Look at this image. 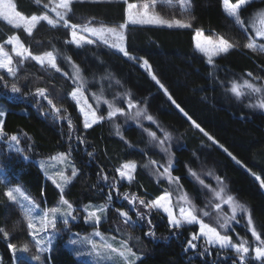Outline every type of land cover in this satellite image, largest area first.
Here are the masks:
<instances>
[{"label": "trees", "instance_id": "obj_1", "mask_svg": "<svg viewBox=\"0 0 264 264\" xmlns=\"http://www.w3.org/2000/svg\"><path fill=\"white\" fill-rule=\"evenodd\" d=\"M15 2L24 14L43 12L42 6H37L34 0ZM129 2L141 4L145 0ZM262 8L264 0H257L242 9L241 16L250 17L251 13ZM73 11L72 20L76 23L95 18V24L110 26L119 25L126 18V5L122 1L78 2L73 5ZM156 11L167 19L173 16L177 19L188 18L187 15H181L178 6L170 8L158 4ZM193 14L195 19L191 21L192 28L189 29L129 26L126 47L132 56L148 60L151 72L156 74L176 103L213 136L219 145L227 148L248 171L218 145H213L199 130L191 127L190 121L174 107L162 89L151 79L150 72L143 70L141 60H129L102 44L84 48L66 45L64 41L70 37L64 31L53 29L45 23L38 26L33 35L28 37L22 30H14L0 21V42L18 31L34 53L52 50L55 46L61 53L70 56L72 61L80 66L88 81L85 95L92 105L97 106L92 93L100 94L103 90V96L108 100L118 96L116 105L127 111L123 94L130 92L133 100L139 102L141 107L147 106L148 113L156 119L160 128L171 133L170 152L174 156L172 174L180 177V183L197 207L203 208L206 200L211 197L210 194H201L200 186L188 174V168L197 171L205 182L213 187L216 185L215 179L205 173L211 171L221 176L237 199L249 207L253 223L261 230L264 238V190L251 175L255 172L264 179V112L249 107L250 103L246 101L248 96L237 99L228 91L232 81L251 79L246 75L248 72L264 77V53H253L244 47L247 42L246 34L227 16L222 0H194ZM196 29H203L206 35H223L238 47L227 54L217 56L214 65H209L207 58L195 48ZM58 63L64 71L72 72L70 66L59 57ZM19 75L27 76V79H20L18 82L22 88L21 94L10 92L12 78L6 74L9 88L5 89L0 83V94L7 93L17 97L8 101L0 96V100L11 106L4 121L5 131L10 135H18L21 139L20 147L24 149L23 153H8L7 145L3 142L1 144L0 162L5 170L3 176L8 177L12 186L21 184L40 206L56 204L60 198L59 189L46 181L33 159L71 151V158L79 174L70 183L64 195L75 206L105 202L110 191L108 184L112 183L113 177L118 178L115 169L122 162L130 160L137 163L135 179L131 184L120 181V197L125 192L135 193L147 201L169 188L166 180L160 179L157 182L152 173V166L141 167L149 158L160 163L166 162L165 154L160 152L155 142L151 141L144 131L147 128L162 137L163 134L156 125L141 118V127L131 117L117 115L112 121L105 119L92 128L84 129L83 117L75 102L67 95L75 87L70 78L51 69L46 74L39 65L31 62L24 64ZM104 77L110 79H102ZM116 81L120 83L116 84ZM258 82L264 83V80ZM37 87H47L53 102L67 109L73 120L74 132H69L67 121L54 122L51 116L42 114L48 111L46 101L27 94L29 91L34 92ZM41 105L43 107H40ZM99 111L106 116L107 105L101 102ZM115 124L120 125V132L128 143L115 134ZM69 135L83 136L84 143L75 138L69 140ZM89 152L93 153L91 157ZM24 156L28 159L25 160ZM101 169L109 176L107 183L98 175ZM6 183L7 181L0 183V227L9 232V240L6 241L0 236V252L7 264L12 260V253L7 247L9 242L16 243L18 248L28 243L31 254L35 253V248L18 207L3 195ZM111 191L112 207L109 210V219L99 228L121 239L130 234L135 250L144 255L139 264H231L230 251L222 253L223 256L230 257L228 260L218 259L217 249H212L211 256L199 255L203 251L202 244H198L195 250L189 249L185 252L186 241L193 231H197L196 226L183 227L177 231L169 227L167 217L160 212H152L151 216L155 239L145 235L150 226L144 221L138 222L135 227L118 223L119 218L112 211L114 207L124 205L123 210L129 211L133 220L137 217L135 212L131 211L132 206L128 205L127 201L116 199L115 190ZM223 210L230 213L226 205ZM203 219L206 223L216 226L213 217ZM237 219L239 224L233 222L235 231L229 233L233 240L238 239V233L240 237L254 243V238L247 230L246 217L238 214ZM117 227L121 232L114 231ZM69 229L84 232L90 227L81 222L71 224ZM65 237L64 232L62 239L52 247L51 252L44 255L45 263L88 264L66 248L63 242Z\"/></svg>", "mask_w": 264, "mask_h": 264}, {"label": "snow or ice", "instance_id": "obj_2", "mask_svg": "<svg viewBox=\"0 0 264 264\" xmlns=\"http://www.w3.org/2000/svg\"><path fill=\"white\" fill-rule=\"evenodd\" d=\"M78 2L83 3L84 0H47V2H44V0H34L37 6H42L46 11L39 14L26 15L19 10L14 0H0V21L5 22L14 30H22L28 37H31L42 23L47 24L53 29H67L70 38L64 41L66 45L84 48L89 45L102 44L122 53L129 60H141L142 66L150 72L151 79L163 90L168 100L175 105L179 112L190 121L191 127L199 130L213 145H218L237 164H240V161L227 148L219 145V142L213 136L209 135L199 123L192 119L184 108L176 103L156 74L151 72V65L148 60L143 57L132 56L126 47V33L129 25H152L169 29L192 28L191 21L195 19L193 14L194 0H175V2L174 0H145V2L139 5L129 2V0H122L126 5V18L123 23L116 26H108L102 23L98 25L94 24L93 20L95 18L81 23L73 22V5ZM92 2L100 3L105 2V0H92ZM107 2H112V0H107ZM255 2L256 0H235V2L233 0H222L223 9L227 16L246 34L247 42L244 44V47L253 53H264V8L257 9L251 13L252 20L248 24H246L245 19L241 16V10ZM158 4L170 8L178 6L181 15H187L188 18L177 19L175 16L171 19L164 18L156 11ZM195 38L196 49L207 57L209 65H214V57L227 54L230 50L238 47L237 44L226 39L223 35L215 33L205 35L203 29L195 30ZM9 45L11 46L10 50L6 47ZM58 57L70 66L72 69L71 73L61 68L57 62ZM26 62H35L46 74L51 69L72 80L75 87L67 95L78 106L79 113L83 116L84 129L92 128L105 119L112 121L119 115L131 117L141 127H143L141 124V118H143L151 122V124L156 125L162 132L163 135L161 137L155 131H150L147 128L144 129L151 138V141H154L158 146L160 152L165 154L167 158L166 162L160 163L155 159L149 158L148 162L141 165V167L149 168V166H152V173L156 177L157 182L160 179L166 180L169 188H166L162 194L154 199L147 201L135 193H123L122 199L132 206L137 219L133 220L129 211L123 210L125 206L121 205L120 207L112 208V211L119 218L118 223L135 227L138 222L144 221L150 226L145 235L155 239L156 234L151 218L152 212H163L167 216L169 227L177 231L188 225L199 226L198 232L193 231L190 238L186 241L185 252L189 249L195 250L198 244H202L203 251L199 253L201 256H211L212 249H217L218 259H230V257L222 255L224 251L232 253L231 264H264V238H262L261 230H258L257 226L253 223L249 207L237 199L221 176L215 175L211 171L205 173L206 176H211L215 179L216 185L213 187L210 183H206L205 179L197 171L188 168V174L199 184L201 194H210L211 197L206 200L203 208H198L188 192L184 190L183 185L180 183V177L172 174L174 156L170 152L171 133L160 128L156 119L148 113L146 105L141 107L139 102L133 100L131 93L126 92L123 94V102L127 106L126 111L125 108L116 105L115 100L118 96H114L113 100H108L104 98L103 90H101L100 94L92 93V98L97 104V107L94 108L89 103L88 96L85 95V86L88 81L84 77L80 66L72 61L70 56L61 53L55 46H53L52 50L34 53L31 46L26 45L24 40H22L18 31L8 35L0 42V83H2L5 89H8L9 84L5 79V74L11 77L10 92L12 94L22 93V88L18 82L20 79H27V76L21 77L19 73ZM246 75L251 79H243L241 82L232 81L228 91L237 99L255 95L257 97L256 102L250 103L248 106L264 110V84L256 83V81L264 80V77L254 76L252 72H248ZM105 78L110 79V77L102 79ZM119 83V81H116V84ZM27 94L46 101L49 106L48 111L42 112V114L51 116L54 122L60 120L67 121L69 132H74L75 128L70 114L62 105L58 106L57 103L53 102V98L50 97L47 87H37L34 92L29 91ZM0 96L8 101H13L17 98L15 95H8L7 93H2ZM101 102L107 105L106 116L98 114ZM40 107L43 106L41 105ZM7 112L8 109L0 104V142L6 144L9 151L23 153L24 149L20 147V137L16 134L10 135L5 131L4 117ZM114 127L115 134L120 136V139L124 140L125 143H128L120 132V125L115 124ZM68 138L69 140L75 138L80 143H84L83 136L73 137L69 135ZM88 155L91 157L93 153L89 152ZM23 158L25 160L28 159L27 156ZM49 159L59 165H63L52 176H49V179L52 180L53 184L60 191V199L54 207L42 208L22 186L19 184L12 186L11 181L8 180L6 175L0 176V183L7 181L3 195L11 204L18 207L22 214V220L26 224L28 236L31 238V242L35 248V253L29 255L30 248L28 243L18 248L16 243L9 242L7 247L12 253L13 264H31L32 261L37 262V264H44L46 259L44 254L51 252L53 242L61 231L58 228V223H62L67 229L70 221L77 219H82L85 223L92 224L94 230L90 236H84L82 240H70L71 244L86 243L90 245L91 252L89 255H95L99 261L105 262V264H139L142 256L135 250V245L132 243L133 237L130 234L126 238L117 240L115 235L106 236L105 233L99 230L102 221L109 219V210L112 205L111 190L114 189L117 196H120L118 187L120 181H127L128 184L133 182L136 175L137 163L131 160L122 162L115 169V172L118 173V178L113 177L112 183L108 184L110 191L104 204L89 203L79 208L74 207L64 195L65 187L79 174V170L71 160V151L60 153ZM39 166L41 169H45L51 165L48 162L41 161ZM68 169H71L70 174ZM249 171L251 170L249 169ZM251 174L259 182L260 187L264 189V179H261V176L255 172ZM98 175H100V178L105 183L108 182L109 176L107 173H104L103 169L100 170ZM225 205L230 209V213L223 210V206ZM141 208L146 211H141ZM81 211L84 213L82 217L78 216V213ZM213 213H215V216H213ZM238 214L246 217L247 230L254 238V243H250L248 239L240 237L238 233V239L234 241L232 235L229 234L235 231L232 227L233 222L236 224L240 222L237 219ZM203 217H213L216 226L206 223ZM114 231L121 232V229L117 227ZM75 235L79 237L80 234L76 233ZM0 236L6 241L9 240V232L4 227H0ZM94 238H99V242ZM0 264H3L2 257H0Z\"/></svg>", "mask_w": 264, "mask_h": 264}, {"label": "rangeland", "instance_id": "obj_3", "mask_svg": "<svg viewBox=\"0 0 264 264\" xmlns=\"http://www.w3.org/2000/svg\"><path fill=\"white\" fill-rule=\"evenodd\" d=\"M85 1H88V2H92V0H84V2ZM113 1H121V0H112V2ZM257 1V0H256ZM14 2H15V0H14ZM105 2H107V0H105ZM16 3V2H15ZM139 5V4H138ZM43 11H46V10H44L43 9ZM27 15V14H26ZM54 15V14H53ZM242 18H244V17H242ZM245 19V22H246V24H248L251 20H252V17L250 16V17H247V18H244ZM5 23V22H4ZM94 23V22H93ZM95 24V23H94ZM99 24V23H98ZM97 24V25H98ZM101 24V23H100ZM110 26H116V25H110ZM130 26H133V25H130ZM135 26H152V25H135ZM154 27H156V26H154ZM161 28H166V27H161ZM56 29H60V30H62V31H64L65 33H66V35L67 36H69L70 37V35H69V33H68V30L67 29H65V30H63V28H56ZM36 31V30H35ZM34 31V32H35ZM205 34V33H204ZM206 35V34H205ZM194 44L196 45V38H195V32H194ZM90 46H96V45H90ZM9 50H10V48H11V46L9 45V46H6ZM196 48V47H195ZM115 50V49H114ZM197 50V49H196ZM198 51V50H197ZM199 52V51H198ZM122 54V53H121ZM202 54V53H201ZM203 55V54H202ZM204 56V55H203ZM205 57V56H204ZM207 58V57H206ZM216 57H214V59H215ZM58 62V61H57ZM26 63H30V62H26ZM31 63H35V62H31ZM59 64V63H58ZM143 68V70H146L144 67H142ZM59 74H61V73H59ZM62 75V74H61ZM256 83L257 84H259L260 82H258V81H256ZM260 84H264V83H260ZM163 91V90H162ZM256 99H257V97L255 96V95H252V96H248L247 97V99H246V101L248 102V103H254V102H256ZM90 103V102H89ZM0 104H2L5 108H7L8 109V111L11 109V106L7 103V102H5V101H3V100H0ZM78 107V106H77ZM93 107L95 108V107H97V106H95V105H93ZM174 107H175V105H174ZM176 108V107H175ZM177 109V108H176ZM254 109V108H253ZM256 109H258V110H261V109H259V108H256ZM79 110V109H78ZM261 111H263L264 112V110H261ZM8 113V112H7ZM98 114H100V111L98 112ZM7 115V114H6ZM6 115H5V117H4V121H5V118H6ZM83 117V116H82ZM96 125H98V124H96ZM96 125H94V126H96ZM93 126V127H94ZM2 144V142H0V148H1V145ZM2 149V148H1ZM7 149V152L8 153H11V152H15V151H9L8 150V148H6ZM60 153H64V152H59V153H56V154H54V155H52V156H49V157H44V158H35V159H33V161L35 162V164L40 168V166H39V163L41 162V161H45V162H48L51 166H49V167H47V168H45V169H41L40 168V170H41V172H42V174L44 175V177H45V179H46V181H48V182H50V183H52L53 184V182H52V180L51 179H49V176H52L57 170H58V168H60V167H63V165H59V164H57L55 161H50V157H53V156H57L58 154H60ZM227 154V153H226ZM71 160H72V158H71ZM72 162H73V160H72ZM74 163V162H73ZM75 164V163H74ZM3 164L0 162V176H3L4 174H5V170H4V167L2 166ZM241 167H243V168H245L247 171H248V169L242 164V163H240L239 164ZM76 166V165H75ZM77 168V167H76ZM70 171H71V169H68V172H69V174H70ZM252 175V174H251ZM73 181V180H72ZM121 182H126L127 183V181H121ZM259 183V182H258ZM20 186H22L21 184H19ZM54 186H55V184H53ZM70 185V184H69ZM69 185H67L66 187H65V191H66V189L68 188V186ZM23 187V186H22ZM56 187V186H55ZM24 188V187H23ZM57 188V187H56ZM25 189V188H24ZM26 190V189H25ZM264 190V189H263ZM27 191V190H26ZM28 193V192H27ZM115 193H116V191H115ZM120 197V196H119ZM118 196H117V193H116V199H120V201L122 202L123 201V199H122V197H120L119 198ZM65 198H66V196H65ZM60 199V198H59ZM67 199V198H66ZM59 201V200H58ZM58 201H57V203H58ZM106 202V201H105ZM105 202H102V203H91V204H104ZM57 203L56 204H54V205H51V206H45V207H43V206H41L42 208H48V207H54V206H56L57 205ZM72 203V202H71ZM73 204V203H72ZM87 204H89V203H87ZM84 205H86V204H82L81 206H75L74 204H73V206L74 207H79V208H82ZM111 207H112V205H111ZM111 207H110V209H111ZM141 211H146V210H144V209H140ZM131 211H134L135 212V210L134 209H132L131 208ZM153 212H156V211H153ZM160 213H162V214H164L163 212H160ZM84 215V213L81 211V212H79L78 213V216H83ZM165 216H166V214H164ZM167 217V216H166ZM106 221V220H105ZM105 221H102V223H104ZM81 222H83L85 225H87V226H89L90 227V229L88 230V231H84V232H82V231H78V230H71V229H69V227L71 226V224H79V223H81ZM194 226H196V229H197V232H198V229H199V226L198 225H188V226H185V227H194ZM69 227L66 229L64 226H63V224L62 223H58V228L59 229H61V231L58 233V235L56 236V238H55V240H54V242H53V245H52V247L59 241V240H61L62 239V237H63V235H64V232L66 233V237L64 238V240H63V242H64V245L66 246V248H68L72 253H73V255H75L78 259H80V260H84L86 263H88V264H105V262H102V261H99L98 259H97V257H95V255H89V253L91 252V248H90V245H88V244H86V243H78V244H76V245H73V244H71L70 243V240H72V239H78V240H82V238L84 237V236H90L91 235V233L93 232V226H92V224H90V223H85L82 219H77V220H75V221H70V225H69ZM99 230L101 231V232H103V233H105L104 231H102L100 228H99ZM76 233H79L80 235H79V237H77L75 234ZM105 235L106 236H112V235H110V234H107V233H105ZM117 237V236H116ZM94 239H96L97 240V242H99V238H94ZM119 239H121V238H119V237H117V240H119ZM203 239V238H202ZM234 241H237L236 239H234ZM192 250V249H191ZM45 254H48V253H45ZM44 254V255H45ZM138 254L139 255H141L142 256V258L144 257V255H143V253H140V252H138ZM18 255H19V253H18ZM29 255H31V253H29ZM0 257H2V254H1V252H0ZM3 258V257H2ZM32 263L33 264H37V262H35V261H32ZM3 264H6L5 262H4V259H3ZM7 264H13V260H11V263H7ZM44 264H46L45 263V261H44Z\"/></svg>", "mask_w": 264, "mask_h": 264}, {"label": "crops", "instance_id": "obj_4", "mask_svg": "<svg viewBox=\"0 0 264 264\" xmlns=\"http://www.w3.org/2000/svg\"><path fill=\"white\" fill-rule=\"evenodd\" d=\"M122 1V0H121ZM133 26H135V25H133ZM111 50H113V51H115V52H117L116 50H114V49H111ZM119 53V52H118ZM121 54V53H120ZM123 55V54H122Z\"/></svg>", "mask_w": 264, "mask_h": 264}, {"label": "bare ground", "instance_id": "obj_5", "mask_svg": "<svg viewBox=\"0 0 264 264\" xmlns=\"http://www.w3.org/2000/svg\"><path fill=\"white\" fill-rule=\"evenodd\" d=\"M143 67V66H142Z\"/></svg>", "mask_w": 264, "mask_h": 264}]
</instances>
